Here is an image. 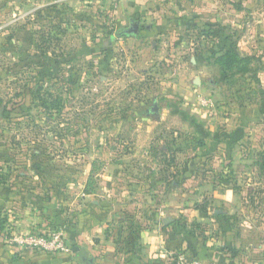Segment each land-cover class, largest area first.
Wrapping results in <instances>:
<instances>
[{
    "label": "rangeland",
    "instance_id": "1",
    "mask_svg": "<svg viewBox=\"0 0 264 264\" xmlns=\"http://www.w3.org/2000/svg\"><path fill=\"white\" fill-rule=\"evenodd\" d=\"M160 3L133 35L108 2L0 0V165L15 174L39 151L38 174L56 171L69 202L117 196L126 218L192 219L264 264V0ZM205 29L219 36L195 37ZM234 47L255 59L224 72L216 57Z\"/></svg>",
    "mask_w": 264,
    "mask_h": 264
},
{
    "label": "crops",
    "instance_id": "2",
    "mask_svg": "<svg viewBox=\"0 0 264 264\" xmlns=\"http://www.w3.org/2000/svg\"><path fill=\"white\" fill-rule=\"evenodd\" d=\"M163 1H125L110 5L115 8L117 16L128 17L132 27L136 23L141 27L139 19L154 15ZM179 1L175 0L176 3ZM21 5L18 1L19 12ZM41 11H36L37 18V12ZM160 22L158 27L162 32L167 21ZM25 33V28H18L12 35L11 43L18 46L26 44ZM41 154L35 151L31 162L15 166V170L18 169L15 174L7 161L0 165V173H5L0 175V264H175L179 255L201 264H251L249 249L219 248L210 242L207 231L190 224L192 219L189 223L187 219H163V210L146 216L144 221H140L139 217L126 218L123 209L126 205L118 204L117 196L114 199L110 196L93 199L84 195L80 206L69 202L59 193L56 171L52 175L49 166L44 168V178L43 173L38 174L37 158ZM62 207L67 210H62ZM57 229L65 230L72 254L55 255L18 244L5 246L3 243V237L8 232L13 236L43 235ZM75 247L79 248L78 252L74 251Z\"/></svg>",
    "mask_w": 264,
    "mask_h": 264
},
{
    "label": "built area",
    "instance_id": "3",
    "mask_svg": "<svg viewBox=\"0 0 264 264\" xmlns=\"http://www.w3.org/2000/svg\"><path fill=\"white\" fill-rule=\"evenodd\" d=\"M79 2L88 3H101L108 2L110 4H117L120 2H136L140 0H75ZM199 104L202 108L214 109L215 102L211 98L200 96L198 98ZM10 244H18L24 248L38 250L45 253L55 255H68L73 253V249L67 244L66 232L64 229H57L48 234H28V235H15L7 241ZM175 264H201L199 261H188L186 256L179 255L175 259Z\"/></svg>",
    "mask_w": 264,
    "mask_h": 264
},
{
    "label": "trees",
    "instance_id": "4",
    "mask_svg": "<svg viewBox=\"0 0 264 264\" xmlns=\"http://www.w3.org/2000/svg\"><path fill=\"white\" fill-rule=\"evenodd\" d=\"M49 13H51V12H49V11L37 12V14H39L38 16L40 18H42V17H46L48 19H56V18H58V17L52 16V14H49ZM46 14H48V15H46ZM209 34L218 35L219 31H212V30L209 31V30L205 29L203 31H199L198 33H196L195 37L199 38V37H202V36H207ZM210 54L211 55L209 57H208V55H204V56L202 55L201 59L205 60V58L209 59L210 57L216 56L215 55L216 51H214L213 53H210ZM254 59H255V57H253V56L242 57L240 55V53L238 52V50L234 47L230 51H227V52L223 53L222 55L216 57V62L221 66V68L223 69L224 72H228V71H234L235 69H238L240 67V65L245 63V62L247 63V66H248V65L251 64V62ZM247 66H246V69L244 71H248ZM199 228L200 227L197 226V229H199Z\"/></svg>",
    "mask_w": 264,
    "mask_h": 264
},
{
    "label": "water",
    "instance_id": "5",
    "mask_svg": "<svg viewBox=\"0 0 264 264\" xmlns=\"http://www.w3.org/2000/svg\"><path fill=\"white\" fill-rule=\"evenodd\" d=\"M139 28H140L139 24L136 23V24L133 25V27H131V29H128V30H127V34H133V35H136V34L139 33ZM193 62H195V59H193ZM151 111H152L153 114H157V115H158V113H159V107H158V105H155V106L151 109ZM149 113H150V111H148L147 114L149 115ZM74 251L78 252V251H79V248L75 247V248H74ZM84 260H86V258H84ZM90 262L92 263V261H90Z\"/></svg>",
    "mask_w": 264,
    "mask_h": 264
}]
</instances>
